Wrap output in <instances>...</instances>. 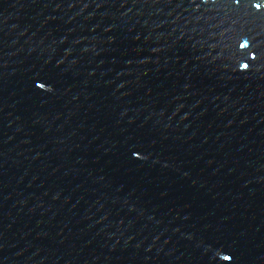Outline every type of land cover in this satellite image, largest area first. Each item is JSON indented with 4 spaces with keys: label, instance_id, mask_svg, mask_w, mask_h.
I'll use <instances>...</instances> for the list:
<instances>
[{
    "label": "water",
    "instance_id": "obj_1",
    "mask_svg": "<svg viewBox=\"0 0 264 264\" xmlns=\"http://www.w3.org/2000/svg\"><path fill=\"white\" fill-rule=\"evenodd\" d=\"M0 264H264V0H0Z\"/></svg>",
    "mask_w": 264,
    "mask_h": 264
}]
</instances>
